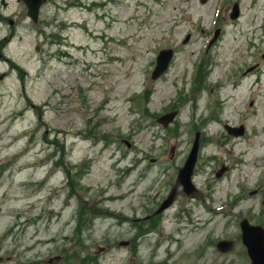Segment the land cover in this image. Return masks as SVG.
Here are the masks:
<instances>
[{
	"label": "rangeland",
	"instance_id": "obj_1",
	"mask_svg": "<svg viewBox=\"0 0 264 264\" xmlns=\"http://www.w3.org/2000/svg\"><path fill=\"white\" fill-rule=\"evenodd\" d=\"M61 2L0 63L3 264H251L240 224L264 227V0ZM164 49L174 60L153 80Z\"/></svg>",
	"mask_w": 264,
	"mask_h": 264
},
{
	"label": "water",
	"instance_id": "obj_2",
	"mask_svg": "<svg viewBox=\"0 0 264 264\" xmlns=\"http://www.w3.org/2000/svg\"><path fill=\"white\" fill-rule=\"evenodd\" d=\"M240 15L239 5L234 6L232 19H237ZM188 42L185 41V43ZM173 58V51L168 50L161 53L158 58V67L154 72V79L159 78L168 69L169 64ZM176 114L167 115L159 120L160 123L167 126L175 118ZM198 149V141L195 144V149L188 161L186 168L181 172V176L185 174V178L188 179L190 185L191 176L193 174L194 165L196 162V154ZM169 206V203L164 205L161 210ZM244 244L248 249L249 256L252 260V264H264V230L261 227H251L247 222L244 224ZM232 247V243L226 242L220 244L221 250L228 251Z\"/></svg>",
	"mask_w": 264,
	"mask_h": 264
},
{
	"label": "flooded vegetation",
	"instance_id": "obj_3",
	"mask_svg": "<svg viewBox=\"0 0 264 264\" xmlns=\"http://www.w3.org/2000/svg\"><path fill=\"white\" fill-rule=\"evenodd\" d=\"M60 4L61 0H47L39 10L38 18L40 21L35 24L31 21L30 8L25 0H0V28L5 32L0 39V59L7 61L6 50L22 29L30 28L27 26V22L39 26L41 20L50 19L49 8L60 12Z\"/></svg>",
	"mask_w": 264,
	"mask_h": 264
}]
</instances>
